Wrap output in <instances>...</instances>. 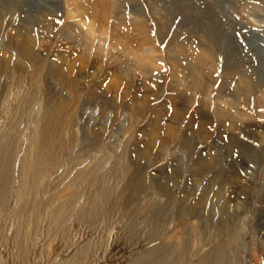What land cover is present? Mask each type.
<instances>
[{"label": "rangeland", "instance_id": "obj_1", "mask_svg": "<svg viewBox=\"0 0 264 264\" xmlns=\"http://www.w3.org/2000/svg\"><path fill=\"white\" fill-rule=\"evenodd\" d=\"M224 18L229 19L228 25L222 26ZM159 23L164 28L165 40L156 39ZM210 25L225 31L234 27L264 48V1L0 0V66L4 61L6 66L5 70L0 69V154L9 157L8 165L0 161L1 264H8L9 255L18 256V264H130L158 246L160 240L150 235L154 232L151 222L140 220L139 232H147L139 235L129 248L111 245L96 261L93 260L96 252L90 249L86 261L78 260L73 256L75 252L82 254L78 249L89 241L87 233L82 230L76 238L69 233L74 216L62 226V222L49 220L45 215L62 212L69 196H81L78 204L89 206L92 189L84 188L91 177H85L84 173L91 170L94 162L102 160L103 154L99 152L106 150L113 159L101 164L104 169L96 178L110 166L123 164L127 177L122 188L131 182L128 175L139 169L149 182L150 197L155 189L165 187V196L176 203V216L171 214L164 227L165 237L172 235L175 223L176 230L188 224L192 237L202 235V244L182 258L176 254V261L198 264L213 247L225 244L230 264H264V107L256 103L259 98L264 101V85L259 84L261 89L255 97L243 101L227 92L225 77L244 66L236 65L239 60L236 47L231 46L230 61L235 64L225 69L228 57L225 44L207 46L213 29ZM139 27L147 29L142 39H138ZM88 28L91 34L87 33ZM127 29L130 33L126 36L123 33ZM17 34L28 41L19 38L16 48L11 42ZM216 34L215 38L219 35ZM175 35L176 41L170 42ZM143 38L142 48L153 49L158 70L154 76L140 72L123 76L120 65L123 54L130 49L137 51ZM28 50L26 56L23 51ZM210 51L218 59L216 81L208 97H199L198 91L194 93L191 78L201 68H208ZM131 62L135 60L132 58ZM237 77L232 80L237 82ZM14 78L23 83L20 82L19 101L8 106V115L14 114L9 119L18 117L15 120L19 122L16 128H11L10 120L8 117L4 120L3 115L5 100L12 99ZM91 93L96 95L95 101L91 100ZM105 102L114 104L115 109H105ZM131 104L139 105L135 112ZM216 109H233L240 114L246 134L228 128ZM133 113L137 114L131 124L127 115ZM196 113L201 115L198 116L202 123L203 117L208 116L207 135L203 140L192 138L185 147L182 141L190 138V121ZM50 143L58 150L54 167L47 171L42 183L25 198H19L14 206V194L22 182L21 171L36 161L38 149L45 147V151ZM228 143L236 146L233 153ZM144 152L152 159L160 155L151 164L142 159ZM95 153L97 159L87 160ZM169 172L175 173L176 178L167 183L165 177ZM7 177L12 197L5 206L4 201L10 195L3 193ZM111 181L110 186L117 182ZM217 189L222 191L220 199L215 195ZM120 190L114 192L117 197ZM203 190H206L205 205L202 204L205 209L195 206L198 213L193 215L190 207ZM181 196L189 199L180 200ZM227 198L233 199V208L222 211ZM143 199L144 196L133 202L130 210H141ZM115 203L111 209H118L117 216L115 209L110 213L106 206L108 217L99 223L108 222L109 231L119 216L118 230L123 237L128 230L126 218H122L121 202ZM15 220L16 228L8 234ZM221 222L229 225L228 231ZM46 223L62 227L56 229L54 236L36 232L37 226ZM10 238L17 242L13 246L15 251L11 250ZM6 253L8 256H4Z\"/></svg>", "mask_w": 264, "mask_h": 264}, {"label": "bare ground", "instance_id": "obj_2", "mask_svg": "<svg viewBox=\"0 0 264 264\" xmlns=\"http://www.w3.org/2000/svg\"><path fill=\"white\" fill-rule=\"evenodd\" d=\"M250 4L253 5L255 7V9L258 8V5L256 2H252ZM66 5H68V4H66ZM223 20L225 22L224 21L222 22V20H221V24L224 23L222 26L228 25L227 22L229 19L224 18ZM86 25H87V23H86ZM89 26L90 25H88V27ZM157 26H158V30H157V34H156L157 35L156 39L157 40L158 39L165 40V38H163L164 33H163L162 29H164V28H163L162 24L159 23ZM210 29H212L211 30L212 34L207 39V42H208L207 46L211 47L212 44L216 45V43H218V42L220 44L224 43L226 46V54L228 55V57H227V60L225 62V65H224L225 69L226 68L227 69L232 68L231 64H235V63H232L230 61L232 51H228V48L231 46L236 47V53H237V56L239 59L238 62L236 63V65L241 63L244 66L243 70L237 69V71L235 70L237 73H235V71H233L234 73H229L225 77L224 82L226 84L225 88H226L227 92L233 93L234 95L239 97L241 100L247 99L249 96L255 97V95L258 94L259 90L261 89L259 84L264 85V48H262L259 44H257L258 41L253 40L252 36H250V35L242 36L238 31L235 30L234 27H230L229 30L225 31V30H223V28L218 29L215 26L210 25ZM146 32H147V29H144V27H142V28L139 27V31L137 33L138 39H142L143 35H146ZM214 32L219 34V35L216 34V35H218L216 38L214 37L215 35H213ZM87 33H89V34L92 33L89 30V28L87 30ZM128 33H130V32H128V29H127V30H124L123 34H126V36H127ZM135 33L136 32L132 33L133 36ZM17 36L18 37L14 38L13 41L11 42V45L15 46L16 48H17V46H19V43H18L19 38H22V40H24V42L28 41L26 39V37H24L20 34H17ZM131 37H132V35H131ZM132 39H134V42L136 41V39L134 37H132ZM144 40L145 39L143 38V41H141V43H140L141 47L138 46L136 49L137 51H133V49H130L128 51V53L123 52L124 53L123 54V62H120L123 76L124 75L127 76L128 74L131 75L132 73H136V72L138 74L140 72V73L149 74L150 76H154V73L158 70V66L156 65L157 62L154 59V52L152 51L153 49H149V48L143 49L142 48L145 45ZM174 41H176V35L173 36L170 40V42H174ZM21 42H23V41H21ZM131 42H133V40ZM129 44L131 47V43H129ZM125 46L128 47L129 45L128 46L125 45ZM135 46L136 45L134 44L132 47H135ZM23 52L26 56L29 55V50L23 51ZM140 53L142 54V56ZM144 53H146V54L143 55ZM132 58L135 60V62H131ZM209 61H210V65L207 66L208 67L207 69L201 68L197 73L193 74V77L191 78L192 86L196 90V91H194V93H196L198 91L200 93V95H198L199 97H202V96L208 97V92L210 91V88H212V86L215 84V81H216L214 75L216 74V72L219 68V64H218V59L214 56L213 51L212 52L210 51ZM197 64L199 65L200 63H196L195 65H197ZM187 68H189V67H187ZM0 69L1 70L6 69L5 61L1 62ZM234 76H238L237 82H234L232 80L233 79L232 77H234ZM24 80H28V79H24ZM12 81L14 82L12 85L13 88L11 90L12 99H11V101L8 100L9 98H7L5 100V103H4V111L5 112L3 115L4 120L7 117L9 119L10 115L11 116L14 115V114L8 115L10 113V109L8 106H10V104H15L17 101H19L20 89L22 91L21 84L23 83V81L21 79H15V78ZM20 82H21V84H20ZM91 94H92V96L90 97L91 100L95 101L97 99L96 95L93 93H91ZM202 101H204V100H202ZM221 101H222V99H221ZM206 103H204L205 106H206ZM256 103L259 106L264 107V101H261L260 98L257 99ZM109 107L115 109L114 104H111L109 102H105L104 108L106 109ZM130 107L134 108L132 110H134V112H135V110L138 109L139 105L138 104H131ZM104 108L101 109V114L104 113V111H103ZM136 114L137 113H133L130 116L127 115V118L130 117V119H132L130 121L131 124H134L133 122H135V115ZM216 114L223 120V122L225 123V125L228 126V128L233 127L234 130L241 132L242 134L245 132V134H246L247 128L241 124V122H242L241 115L238 114L237 112H235L233 109H226V110H217L216 109ZM32 115H33V113H32ZM198 115H199V113H196L194 115L193 119L190 121V126L192 128V130L190 131L191 134H189L190 138H187V140L182 141V145L185 147H187L189 145V141L192 140V138H197V139L203 140V139H205V137L207 135V129L209 127V125H208L209 118L207 115H205L203 118H204V121H206V122L203 121V123H202V122H200L201 120H199V116H201V115H199V116ZM17 118L18 117H16L15 119H17ZM15 119H13V120L9 119L10 120L9 125L11 128L12 127L16 128V126L19 123V122H17L18 120H15ZM31 119H33V117ZM156 123L160 124V121H157ZM2 124H3V122H2ZM130 126H132V125H130ZM263 136H264V134H263ZM263 140H264V137H263ZM227 145L229 146V151L231 153H233L232 151H235L237 149L236 146H234L232 144L228 143ZM112 148H114V147H112ZM44 149H45V147H43L41 150L38 149L36 161H34V163L31 164L27 170L21 171L20 174L22 176L21 177L22 182L14 194V202H13L14 206L17 205V201L19 198H25L26 196H28L30 194L31 191H33L36 188L37 185L42 183V180L45 178L47 171L54 167V165L56 163L55 157H57V151H58L57 147L55 146V144L50 143L48 146H46L45 151H44ZM220 150H221V148H220ZM101 152L103 154V156L100 157V158H102V160H97L96 162H94V164L92 163L93 166H92L91 170L89 169V172L84 173V171H83V173L85 174V177H87V178L91 177L90 181H88L87 187L84 188V190L85 189L86 190L92 189L90 199H89V201L87 200L88 201L87 203H89L88 204L89 206L85 207V205L81 206V204L80 205L78 204L79 200L81 199L80 198L81 196L80 197L79 196H69V197L67 196L68 198H66V200H65V208L62 210V212L51 214V215L48 214V212L45 213V215H47V218L49 220L53 219V220H56L57 222L58 221L62 222V224H61L62 226L64 225L65 222L67 223L69 221H72L70 219L73 216L75 218L77 217L76 220L74 218V220L72 221L70 228H69V233H72L73 234L72 236L76 238V234L78 232L80 233L82 230H84L82 232L87 233V235L89 236V241L87 240L82 245V247L80 249H78V250H82V254L81 253L77 254L75 252L73 257L77 258L78 260L84 259L86 261L87 258L85 257V255H86L87 251H89L91 249L94 252H96L95 257L93 259L94 261H96V260H98V257L100 255L105 254L106 251L109 250L111 245L116 244L119 247L121 246L124 248H129L130 247L129 245L135 244L136 240H138L140 238L139 235L144 236V234L147 232L146 230H144L143 232H139V227H138L137 222L140 220L141 221L144 220L145 223H147L148 221L151 222V224L153 225L152 228L154 229V232H151L150 235L156 237V239H159L160 243L158 244V246L156 248L152 249L149 253L144 254L140 258L135 259L130 264H182L183 261H179V262L176 261V254H179L180 257L182 258L186 255V253L188 251H190L193 248L198 247L199 244H202V241H203L202 235L200 233H197V235L195 237H192V235H190L188 232V229H189L188 224L183 225L184 228H180V229L178 228L176 230V223H175V225L173 226L172 235L165 237V231L166 230L164 229V227H166L168 225L169 220H170L169 218L172 215L176 216V203L173 202V199L170 196L168 198L165 196V195H167L166 194L167 188L165 189V187L164 188L158 187L157 189L154 190V194L150 197L149 192H147L148 187H149V186H147L148 181L144 176L142 177L141 171L139 169H134L133 172L131 173L132 175L131 174L128 175L131 179V182L126 183V186L124 185V187L121 188L120 186H121L122 182L125 180L124 178L127 177V172H126V169L123 166V164H120V163H119L120 164L119 167L110 166L109 169L107 171H105L99 178H96L98 176L99 172L101 171V169H104L103 167H101V164L103 162L108 163L113 159V157H111V155H110V151H108V150H106L104 152L100 151L99 153H101ZM97 153L92 154L93 157L88 158L87 160H90L92 158L97 159L98 158V156H96ZM159 155L157 154L152 159V157L150 155H148L147 152H144L142 159L149 160L148 163L154 164L156 162L157 156H159ZM8 159H9V157H7V156L5 157L3 154L0 156V161L7 162V165L9 162ZM86 162H84V163H86ZM88 165H90V164H88ZM20 169L21 168H19V170ZM84 174H82V175H84ZM175 178H176L175 173L169 172L166 174L165 182L167 181V183H170L169 181L171 179L174 180ZM9 180H10L9 177H7L5 179V183H4L5 186H4V192L3 193L6 196L8 194H10V192L7 189ZM111 180H113V182L114 181H117V182H114V184L110 186V182H112ZM116 183H117V185H116ZM214 183H216V182H214ZM71 185L74 186L75 183H72ZM114 185H116V186H114ZM120 188H121V190H120ZM118 190H120V193L118 194V197H117V195L114 194V192L117 193ZM149 190H151V189H149ZM188 191H190V189H188L187 192ZM146 193H147V195H146ZM205 194H206V190H203L202 194H200L201 197H199L196 200V202L194 203V205L190 207V210L193 213V215H194V213H198V212L194 211L195 206L199 205V206L204 208V206H202V204L205 205V199H204ZM216 194L219 195V199H220V197L222 196V191L217 189L215 195ZM115 195H116V197H115ZM143 196L145 198L142 200L144 207L141 210L131 211L130 210L131 206H133V204L139 198H141ZM11 197H12L11 194L6 197V200L4 201V202H6V203H4L5 206L9 204V202H10L9 200L11 199ZM164 197L166 198L165 200H163ZM185 199L187 201L189 198H185V196H181L180 200L184 201ZM116 201L121 202L120 208H121L122 212L124 211L122 218H124V219L126 218V224L125 225L127 226L128 230H127L126 234H124L123 237L122 236L120 237V235H119L120 231L118 230L120 228V226H119L120 223H118L119 216L116 217L117 219L116 218L114 219L115 222L112 223L113 226L109 231H108V227L106 226L108 224V222L107 223L106 222L101 223V224L99 223L103 217L104 218L106 216L108 217V213H105L106 211L104 209H106V210L110 209L109 210L110 213L112 212V210L114 211V209H115V211H116L115 216H117V210L118 209L115 207H114V209L113 208L111 209L112 205L116 206V203H115ZM77 204L79 206H77ZM232 205H233V199L227 198L224 201V204L222 205L221 210L222 211H225V210L229 211L233 208ZM240 205L242 206V202L240 203ZM106 206L108 209L106 208ZM239 209H241V208H239ZM146 220H147V222H146ZM106 221H108V220H106ZM120 221H122V220H120ZM17 223H18V221L15 220V223L12 225L11 229L8 231V234L9 233L12 234V232L16 228L15 224H17ZM221 223L224 225V227L227 228V231H228L229 225L224 223V222H221ZM190 225H191V223H190ZM60 228H56L54 225L46 223V225L44 224V226H42V227L37 226L36 232H40L42 234H44V232H47L48 235L54 236L56 234V229L60 230ZM114 229H116V231L113 234ZM157 229H159V230L157 231ZM53 233H55V234H53ZM127 233H128V235H127ZM121 235H123L122 232H121ZM39 237H40V235H39ZM237 238H238V235H237ZM52 239H53V237H52ZM161 239H162V241H161ZM117 240H121V241L117 242ZM10 242H11L10 243L11 250L15 251L14 250L15 248L13 246H16L17 242L14 239L12 240V238H10ZM207 245H209V244H207ZM0 249H2V248H0ZM5 255L8 256L7 253L4 254V256ZM10 257H11V255H9V257H7L8 258L7 259L8 264H10V263L18 264V259H16V258H18V256L16 257L14 255V257H11V258ZM84 260H82V261H84ZM229 262L230 261L228 259V252H227L226 245L220 244L218 246L213 247L211 250H209V253L206 254L198 264H230ZM0 264H1V262H0ZM2 264H4V263H2Z\"/></svg>", "mask_w": 264, "mask_h": 264}]
</instances>
